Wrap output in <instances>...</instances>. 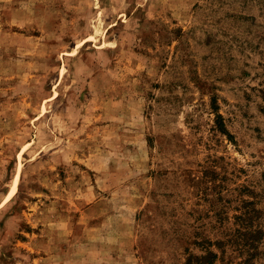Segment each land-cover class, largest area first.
I'll return each instance as SVG.
<instances>
[{
  "label": "rangeland",
  "instance_id": "1",
  "mask_svg": "<svg viewBox=\"0 0 264 264\" xmlns=\"http://www.w3.org/2000/svg\"><path fill=\"white\" fill-rule=\"evenodd\" d=\"M0 264H264V0H0Z\"/></svg>",
  "mask_w": 264,
  "mask_h": 264
}]
</instances>
